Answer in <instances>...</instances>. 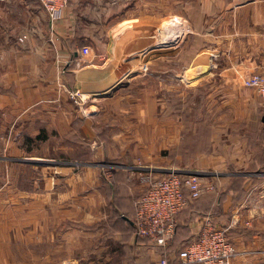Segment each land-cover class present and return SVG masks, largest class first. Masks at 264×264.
I'll return each instance as SVG.
<instances>
[{
  "label": "crops",
  "instance_id": "crops-1",
  "mask_svg": "<svg viewBox=\"0 0 264 264\" xmlns=\"http://www.w3.org/2000/svg\"><path fill=\"white\" fill-rule=\"evenodd\" d=\"M170 18L190 27L191 73L177 105L188 96L193 130L212 131L196 144L213 149L185 164L163 155L183 139L166 75L155 88L159 74L121 58L133 40L136 53L153 52L158 36L145 31ZM263 26L264 0H69L53 27L39 0H0V264H179L208 222L236 245L232 264H264V97L245 86L264 75ZM193 38L202 44L195 50ZM108 161L122 167L120 213L132 219L146 185L126 169L181 165L214 189L189 202L171 240L154 244L116 216Z\"/></svg>",
  "mask_w": 264,
  "mask_h": 264
},
{
  "label": "built area",
  "instance_id": "built-area-1",
  "mask_svg": "<svg viewBox=\"0 0 264 264\" xmlns=\"http://www.w3.org/2000/svg\"><path fill=\"white\" fill-rule=\"evenodd\" d=\"M39 1L52 27L62 19L64 9L69 4V0ZM174 31L177 39L165 43L167 47L177 45L179 41V27ZM262 36L264 38V26ZM81 53L89 55L90 47L84 46ZM245 86L257 90L264 97V75L253 73L245 80ZM71 95L77 104L85 101L79 91L71 92ZM142 180L146 188L136 200V234L158 245L164 244L174 236L177 215L188 203L201 197L206 190L214 189V185L205 183L199 174L182 173L176 169L161 178L148 172L143 175ZM238 253L236 245L227 237L226 230L217 229L208 222L198 236L179 251L178 261L179 264H232ZM159 264L170 263L163 257Z\"/></svg>",
  "mask_w": 264,
  "mask_h": 264
},
{
  "label": "rangeland",
  "instance_id": "rangeland-1",
  "mask_svg": "<svg viewBox=\"0 0 264 264\" xmlns=\"http://www.w3.org/2000/svg\"><path fill=\"white\" fill-rule=\"evenodd\" d=\"M186 22L187 21H185V19L178 21V19L170 18L169 22L166 24L167 26L164 29L154 27L157 30L160 29L159 30L160 36H158V37H160L159 40L161 39L160 40L161 43H158L159 45L157 44V46L153 47L152 49H154V51L151 52L149 55H146V53L143 54V53L139 52V54H138V52L137 53L135 52L137 50L136 47L139 46V44L136 43L137 40L132 41V43H131L132 45L130 44L131 48L128 47V49L122 50L124 52H122L121 58L132 59L131 62L134 63V64L130 63V65L128 66L129 68H131V70L135 68L137 70L144 71L145 68L147 66H149V69H151L150 72H152L153 75L157 76L159 74L158 78L155 77L154 81L151 82V84L155 85V88L158 84V81L163 80L161 76L166 75L165 84H167V88H170L169 91H172L170 93V95L166 94V97H167L166 103L170 106L177 105V102L180 101L179 97L174 96L175 93L177 94V89H181V92H183V94H184V92L186 90H188L187 87L189 85V78H190L189 74L191 73L190 72V70H191L190 54L191 53H189L188 46L185 47V44H186L185 40L188 39V32L190 30V27H187L188 23H186ZM178 27H179V37H178L179 41H178L176 47H179V49L175 50L176 47L170 48L169 47L170 45L167 47V45L165 43H169V42L173 41L172 39H174V40L177 39V38H175V31L174 30L175 29L178 30ZM161 32H162V34H161ZM164 33H165V35H164ZM165 39L168 41H165ZM125 41L126 40H123L124 43H125ZM121 42H122V40H121ZM162 43L166 46L160 47V45ZM201 45L202 44L199 40H196L194 38L192 39V48L194 50L199 48ZM171 47H172V45H171ZM194 52L195 51H193L192 54ZM179 55H181V56H179ZM179 58H181V65H180V67L178 65H176V69H175L174 68V59H179ZM158 61H162V62L159 64ZM148 62H149V64L147 65ZM142 68H144V70ZM194 69L196 71V68H194ZM202 69H205V67L202 66V67L198 68L197 70L199 71ZM179 72L183 76L182 77L183 83H181V86L178 84V82H176V83L173 82V79H175V74H177ZM169 76H170V78H169ZM178 93H180V91H178ZM71 97H72V95H71ZM177 106H178V108H181L180 116L182 119V138H183L182 144L177 148L175 147L172 149H166L164 151L165 153H163V155H165L172 162L182 163V161H183V164H185V163L189 162L191 159H194L195 156L197 155V152H205V150H207V149H210V151H211V149H213V146H202V145L198 146L196 144V141L199 142V141L207 140V135H206L207 133H209L208 138L211 139L212 138V131H206L205 129H201V130H197V131L193 130L197 126L196 125L197 121L194 120V115L189 113L190 112V109H189L190 98L188 96L186 98L182 97V104L179 105V103H178ZM171 108H173V107H171ZM193 134H195V135H193ZM103 141H107V138L103 139ZM217 149H218V147H217ZM77 150H78V148H77ZM210 151H208V152H210ZM40 152H43V154H45V149L39 148V153ZM208 152H206V153H208ZM168 159H167V161H168ZM58 160L64 161V159H61V160L58 159ZM112 162H110V161L105 162L102 166L103 177L106 176V178L108 180H111V178L114 176L116 171H120L122 169V167L119 166L117 163H112ZM171 165H175V164H171ZM175 166H177V165H175ZM176 168L182 169V166L180 165L179 167H175L174 169H176ZM124 169H126V168H124ZM126 170H131L130 173H132V171L135 170V171H137V173L141 174L140 180H138L141 184L144 183L142 180L143 175H145L148 172L153 174L155 177L161 178V177H165L166 175H168L172 171V169H171V171H166V172H155L154 170L151 171V169H149V171H144V170L141 171L142 170L141 168L126 169Z\"/></svg>",
  "mask_w": 264,
  "mask_h": 264
},
{
  "label": "trees",
  "instance_id": "trees-1",
  "mask_svg": "<svg viewBox=\"0 0 264 264\" xmlns=\"http://www.w3.org/2000/svg\"><path fill=\"white\" fill-rule=\"evenodd\" d=\"M110 162H112V161H110ZM115 162L116 161H113L112 163H115ZM123 176H124V174H122L120 171H116V173L114 174V178L111 181H106V187H107V190H108L107 192H108L109 196H110V194L115 196V199H114L115 203L113 202V204H116L117 207H118L119 211H117V214H116L118 219L119 220H125L126 219V220L130 221L131 224H133L134 230L136 231V210H135L134 219L129 218L128 215L127 216L126 215H121V213H120V211H122V208L125 206L126 202H125V199H123L122 195L120 194V189L121 188H120V185L117 184V181H118V179L123 178ZM240 185H241L240 180H237L236 182H234L232 187H231L230 194H232V192H234V191H237L238 188L240 187ZM199 198H197L195 200H198ZM188 205H189V203H188ZM187 206L180 213H182L185 209H187L189 207V206L188 207ZM180 213L177 215L175 234L179 230V226H180V223L178 224V221H179L178 220V216L180 215ZM190 264H198V263H190Z\"/></svg>",
  "mask_w": 264,
  "mask_h": 264
},
{
  "label": "water",
  "instance_id": "water-1",
  "mask_svg": "<svg viewBox=\"0 0 264 264\" xmlns=\"http://www.w3.org/2000/svg\"><path fill=\"white\" fill-rule=\"evenodd\" d=\"M147 33L156 34L157 36H160V31L155 29L154 27H147V30L145 31Z\"/></svg>",
  "mask_w": 264,
  "mask_h": 264
},
{
  "label": "bare ground",
  "instance_id": "bare-ground-1",
  "mask_svg": "<svg viewBox=\"0 0 264 264\" xmlns=\"http://www.w3.org/2000/svg\"><path fill=\"white\" fill-rule=\"evenodd\" d=\"M159 30H160V29H159ZM161 34H162V32H161ZM164 35H165V33H164ZM161 36H162V35H161ZM156 37H157V36H156ZM159 38H160V37L154 38V39L156 40V42H154V43H156V44L161 43V42H160L161 39L159 40ZM166 39H167V38H166ZM166 39H165V41H168V40H166ZM169 40H170V39H169ZM158 45H159V44H158ZM155 46H157V45H155ZM155 46H154V47H155ZM161 46H166V45H164V44L162 43V44L160 45V47H161Z\"/></svg>",
  "mask_w": 264,
  "mask_h": 264
}]
</instances>
